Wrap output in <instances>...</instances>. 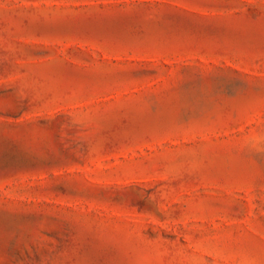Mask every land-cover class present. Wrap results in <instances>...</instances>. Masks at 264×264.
<instances>
[{"label":"rangeland","instance_id":"rangeland-1","mask_svg":"<svg viewBox=\"0 0 264 264\" xmlns=\"http://www.w3.org/2000/svg\"><path fill=\"white\" fill-rule=\"evenodd\" d=\"M0 264H264V0H0Z\"/></svg>","mask_w":264,"mask_h":264}]
</instances>
